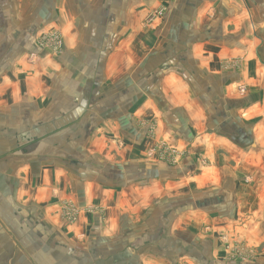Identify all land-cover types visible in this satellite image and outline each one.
<instances>
[{
	"label": "crops",
	"instance_id": "1",
	"mask_svg": "<svg viewBox=\"0 0 264 264\" xmlns=\"http://www.w3.org/2000/svg\"><path fill=\"white\" fill-rule=\"evenodd\" d=\"M157 7L0 0V264H211L177 230L190 218L151 209L182 181L143 160L145 124L154 140L207 144L264 175V0H178L145 25ZM48 34L61 36L58 54L41 51ZM210 196L196 208L235 218L232 200L221 209ZM66 200L80 210L74 225L57 216Z\"/></svg>",
	"mask_w": 264,
	"mask_h": 264
},
{
	"label": "rangeland",
	"instance_id": "2",
	"mask_svg": "<svg viewBox=\"0 0 264 264\" xmlns=\"http://www.w3.org/2000/svg\"><path fill=\"white\" fill-rule=\"evenodd\" d=\"M176 1L178 0H155L158 7L146 14L144 24L151 26L157 22L162 23L168 5ZM39 46L43 52L58 54L62 48L61 36L48 34L41 37ZM240 62V60L237 63L222 62L220 66L224 72L231 68H241L243 64ZM246 87L247 85L243 84L237 86L236 96L245 97ZM145 125L148 126L146 134L148 146L145 148L143 160L177 172L180 174L178 183L182 181L181 185L175 184L172 190L168 189L159 194L155 203L156 209L153 207L151 209L159 217L166 215V211L175 212L173 222H179V224L191 220L189 223L181 224L177 230L190 237L189 239L196 243V249L202 247L210 251V254H215L213 260L209 259L210 254L207 255L208 261H212L211 264H226V261L264 264V175L254 163L259 162L251 160L248 167L244 165L238 167L234 160L227 158L225 154L219 157V153L214 152L207 144L197 151L174 146L167 140H154L155 123L150 121ZM189 166L193 170L188 172ZM227 179L232 185L236 183V190L233 189L231 193L232 198H230V190L225 188L228 185ZM205 193L212 195L210 199L213 196L221 197L223 204L221 209L226 208L225 204L232 200L234 204L232 216L234 215L235 218H231L226 210H222L225 213L218 214V211L213 212L208 207L207 209L196 208L194 201ZM224 196H228L226 201L223 199ZM72 202L66 200L58 204V218L69 225L76 224L80 215L76 203ZM185 202H189V205L182 211V206L178 205ZM197 218H204L201 226ZM181 228H183L182 231ZM162 240H164L163 237L156 241L157 247H160ZM147 249H151V246Z\"/></svg>",
	"mask_w": 264,
	"mask_h": 264
},
{
	"label": "built area",
	"instance_id": "3",
	"mask_svg": "<svg viewBox=\"0 0 264 264\" xmlns=\"http://www.w3.org/2000/svg\"><path fill=\"white\" fill-rule=\"evenodd\" d=\"M158 1V0H157Z\"/></svg>",
	"mask_w": 264,
	"mask_h": 264
}]
</instances>
